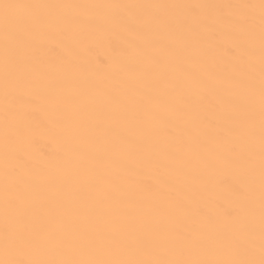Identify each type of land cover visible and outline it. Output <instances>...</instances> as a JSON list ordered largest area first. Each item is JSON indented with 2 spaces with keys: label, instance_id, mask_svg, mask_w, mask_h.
Listing matches in <instances>:
<instances>
[{
  "label": "snow or ice",
  "instance_id": "6c2138e0",
  "mask_svg": "<svg viewBox=\"0 0 264 264\" xmlns=\"http://www.w3.org/2000/svg\"><path fill=\"white\" fill-rule=\"evenodd\" d=\"M100 31L121 52L94 75ZM0 264H264V0H0Z\"/></svg>",
  "mask_w": 264,
  "mask_h": 264
},
{
  "label": "bare ground",
  "instance_id": "6f19581e",
  "mask_svg": "<svg viewBox=\"0 0 264 264\" xmlns=\"http://www.w3.org/2000/svg\"><path fill=\"white\" fill-rule=\"evenodd\" d=\"M22 2L50 4H206L258 3L259 0H22ZM202 39L209 46V54L219 67L231 71L233 68V57L230 54H226V50H235L241 47L242 38L227 29L218 27L214 33L205 34ZM73 46V41L66 35L52 36L45 41L42 53L50 62L55 63L63 58L69 47ZM120 52V43L115 38L109 40L107 34L100 31L95 34L87 51L80 54V58L87 62L92 74L101 75L102 73L99 70L114 66L115 58ZM105 83H108V81H105ZM36 147L43 156L49 159L55 158L60 150L59 145L48 138H40Z\"/></svg>",
  "mask_w": 264,
  "mask_h": 264
}]
</instances>
